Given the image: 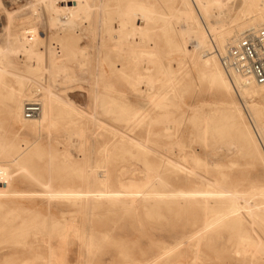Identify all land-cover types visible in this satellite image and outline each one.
<instances>
[{
	"label": "bare ground",
	"instance_id": "obj_1",
	"mask_svg": "<svg viewBox=\"0 0 264 264\" xmlns=\"http://www.w3.org/2000/svg\"><path fill=\"white\" fill-rule=\"evenodd\" d=\"M39 1L51 16L50 20L55 21L52 36L49 39L46 38L43 50L35 49L38 42L35 34L31 39L24 36L22 40L8 48L6 46V52L15 54L21 52L25 62L31 64V61H35L34 66L32 64V66L30 64L26 66L28 72L40 68L44 58L45 78L26 74L16 76L19 77L17 85L9 84L5 77L6 73L10 72L11 65L7 60V53L1 48L0 99H5L4 110L8 115L21 120L23 124L30 123L34 130L44 125L57 127L58 123L66 129L80 125L78 119L83 118L85 113L75 108L70 98L61 97V89H54L52 85L57 76H67L65 63L75 57L78 68L91 64L86 69L89 73L90 88L84 98L94 103L97 111L120 122L125 129L110 127V137L101 144L99 157L105 161L107 158L120 154L114 152L117 150L122 153L118 155L119 157H115L114 161L132 152L131 156L134 153L145 162V168L132 166L126 170L122 169L121 177L115 183L111 182L110 173L104 164H101L100 168H95L89 164L90 162H79L74 169L70 167V171L66 173L74 176V180H63L61 187L53 190L50 195L70 201L76 208H88V211L100 208L101 205L98 202L101 197L106 200L108 207H126L127 210H131L136 202H141L143 212L148 214L152 210H160L172 204L175 206V211L186 213L190 218V232L179 238L174 245L163 244L158 253L147 258L150 260L149 264H156L159 259L189 240L195 242V245L189 246V252L195 257L202 256L198 250V245L202 242L214 253H220L219 244L215 241L219 239L223 230L229 231L235 225L244 227L245 218L249 220L250 225H258L259 221L264 219V187L257 191L251 190L246 194L228 190L224 185L233 175L231 171L222 168L226 167V163L213 157L211 161H208L207 153L201 155L194 149H185V141L179 137L177 131L170 135L172 139L168 138L169 144H175L176 155L173 150H169V153L157 151L146 140L130 133L138 127L145 130L144 134L154 132L153 126L157 125L167 131L172 130L174 126L180 129L187 121L195 119L192 123L196 129L194 140L200 147L210 145L209 136H229L239 142L237 151L250 159L249 164L252 165L256 158L264 162V153L260 151L264 149V84L259 85L252 80L234 75L232 77L236 85L234 86L230 83V79L228 80L229 76L214 53L217 46L223 50L243 31L264 26V0H239V4L236 0H174L177 1V5L170 6L165 11L161 9L157 0H114L111 5L105 2L106 0H92L90 5L99 9L100 17L98 16L97 24L99 25L96 32L91 29L95 37L90 51L79 43L82 38L81 28L73 19L77 16L79 9L86 13L85 10L89 7L87 0ZM227 3H230L231 7H227ZM217 8L221 10V13L225 10L232 11L237 21L228 25L212 24L209 22V16ZM9 17L8 20H10ZM139 19L142 24L138 25L136 21ZM8 25L10 24H7V27ZM156 33L171 40L172 49L181 54L182 59L188 62V66L179 72L170 65H166L161 76L162 82L152 91L140 92L139 90L137 94L134 90H130L129 94L122 91L121 89L133 85L139 88L141 80L150 74L149 70L141 67L155 61L152 51L157 45L151 39ZM188 44L191 48H188ZM95 55L97 60L93 58ZM95 62L98 68L95 67ZM180 68L183 67L180 66ZM195 77L205 79L209 85L222 90L226 96L230 97L231 102L225 109L227 121L225 124L222 123L224 125L222 130L220 122H223L224 117H211L210 112L201 111L199 104L190 105V112L186 116L182 113L176 115L177 122L174 126L165 125L170 119L169 116L176 111L175 109L181 110L180 107L170 108L174 107L173 103L178 98V91L189 85ZM90 80L98 85L93 86ZM236 93L242 100L241 105L235 100ZM131 95L135 96L131 97ZM35 96H38L40 111L36 116L26 118L23 115L24 103ZM244 110L250 122L246 120ZM56 112L61 113L56 115ZM183 113L185 114L184 111ZM237 118L241 119V126ZM97 125L99 128L100 124ZM75 131L77 134L83 132L81 129ZM91 134L94 137V133ZM69 140L72 139L69 138ZM0 143L2 145L0 151H4V140L0 139ZM32 148L34 147L25 152V156L22 150H17L15 159L19 160L23 156L26 158ZM10 156L12 155L5 157L7 161H11L8 159ZM65 157L67 161L71 160L69 155L66 154ZM152 158H155L157 164L154 167L151 164ZM198 171L207 172L209 176ZM197 174L206 176V180L197 178L195 176ZM169 182H173L177 187L167 189ZM15 194L18 193L0 190V248L30 245L29 239L33 242L39 234L42 239L47 240L44 251L31 250L30 246L27 249L38 261L34 264H55L51 261L56 254L49 243L50 238L53 236L67 238L71 231V234L81 239L85 252L94 255L91 237L80 228L77 222L51 220L49 223L47 219H44L47 222L46 225L44 220L37 222L22 217L17 223H6L10 215L22 213L27 209L20 204L13 205L12 201H8V198ZM105 236L109 237L108 234L102 235V242L108 241ZM254 239L250 235H243L238 243L231 244L233 248L240 246L241 253L230 248L232 253L239 256L242 254L245 257L258 254L261 252L260 249L262 250L260 246L264 243ZM111 246L119 248L124 256L129 254L128 243L119 245L112 243ZM224 250L223 247L222 251ZM44 255L47 261L40 262ZM137 263L139 262L135 264Z\"/></svg>",
	"mask_w": 264,
	"mask_h": 264
},
{
	"label": "rangeland",
	"instance_id": "obj_2",
	"mask_svg": "<svg viewBox=\"0 0 264 264\" xmlns=\"http://www.w3.org/2000/svg\"><path fill=\"white\" fill-rule=\"evenodd\" d=\"M0 1V49L2 48L3 52L7 53L6 46L8 48L17 41L22 40L24 36L31 39L36 34L35 38H37L38 42L35 45V49L42 51L46 38L49 39L52 36L55 25L53 23L55 21L50 20L51 16L44 10L41 2L39 0ZM91 1L87 0L89 7L85 10L86 13L83 12L84 10L79 9L78 14L76 13L77 16L73 17L81 28L82 38L79 43L86 46L85 48L88 51L92 50V42L95 37L91 29L96 32L99 25L97 24L99 21L98 16L100 17L99 9L96 6L90 5ZM113 1L106 0L105 2L111 5ZM157 2L163 11L170 6L174 7V5H177V1L174 0H157ZM236 3L239 4L240 1L236 0ZM226 6L231 7V4L227 3ZM8 17L10 20H8ZM236 19L232 15V11L225 10L221 13L219 8L214 9L209 16V22L216 26L228 25L231 22H236ZM136 22L138 25L142 24L140 19ZM7 24L10 25L7 27ZM153 36L151 41L157 45L154 51H152L155 61L150 65L145 64V66L141 67L149 70L152 76L148 74L141 80V86L138 85L140 86L139 88L133 85L126 87V89H121L128 94L130 90H134L136 94L139 90L140 92L154 90L162 82L161 76L164 73L163 70L166 65H170L178 71L188 66V62L182 59L181 54L172 49V42L168 37L158 33ZM187 46L191 48L190 44ZM216 48L217 50H221L218 46ZM215 49L214 53L217 51ZM9 53L6 56L11 66H9L10 72L6 73L5 77L9 84L12 86L17 85L18 78L26 74L45 78L43 70L44 58H42L43 61L40 68L28 72L26 66L30 62H25L24 55L21 52H16V54ZM93 58L97 60L96 55ZM34 63L35 61H31L33 66ZM94 64L98 68L97 63L95 62ZM65 66L67 76H57L55 83L52 85L54 89H61V97L70 98L71 104L85 113L83 118L80 117L78 119L80 125L74 126L75 130L79 131L81 129L82 133L79 132L77 134V131L73 130V127L66 129V127L60 126L59 123L57 127L44 125L34 130L31 128L30 123L23 124L21 120L8 115L4 110L5 99H0V139L4 140L3 147L5 149L4 151H0V190L18 193L10 196L8 201H12L13 205L20 204L27 208L22 213L10 215L6 219V223H17L22 217L37 222L44 219H47L49 223L51 220H63L66 223L77 222L80 228L91 237L90 241L94 255L87 254L81 239L69 231L67 238L57 236L50 238L49 243L56 254V257L52 258L51 261L55 264H135L136 262H139L137 264H146L145 262L149 264L150 260H147V258L158 253L163 244L174 245L179 238L190 232V218L186 213L183 214L182 212L175 211V206L172 204H168L160 210H152L148 214L145 211L143 212L141 202H136L134 208L131 210H127L126 207H108L106 200H103L101 197L98 202L101 205L100 208L89 209L88 211V208H76L70 201L50 195L53 190L61 187L64 183L63 180H74V176L67 175L66 173L70 171V167L74 169L75 165L77 166L79 162H90L89 164L95 166V168H100L101 164H104L106 170L110 173L111 182L113 183L121 177L120 171L122 169L126 170L132 166L135 168H145V162L134 153L131 156L130 153L132 152L124 158L116 159L117 161H114V158L119 157L118 155L122 153L117 150L114 152L120 154H116L115 157L112 156L110 159L107 158L105 161L99 157L100 148H102L101 144L110 137V127L124 128L117 120H113L97 111L94 103L88 102L84 98L85 93L90 88L88 82L89 73L86 69L91 64L80 67L82 68L80 69L76 65V58L74 57L65 63ZM180 66L183 68H180ZM157 76L160 77L157 78ZM129 80L131 79L129 78ZM49 82L51 83L50 79ZM90 84L93 86L94 84L98 85L93 80H90ZM28 87L32 88V86ZM234 97L241 105L242 100L237 93L236 95L234 94ZM229 102H231L230 97L226 96L225 92L209 85L205 79L195 77L189 85L178 91V98L173 103L174 107L171 106L170 108L175 109L180 107L181 110L175 109L176 111L169 116L170 119L165 125L174 126L177 122L176 115L182 113V115L186 116L190 112V105L199 104L200 109H202L201 111L210 112L211 117H224L223 122H220L222 130L224 128L222 123L225 124L227 121L225 109ZM58 113L61 112H56V115ZM152 113L155 114L156 112ZM244 115L246 120L250 122L245 110ZM194 120L187 121L180 129L174 126L172 130L167 131L157 125L153 126L154 132L146 134H144L145 130L141 127H138L134 131H130V129L128 131L136 137L146 140L153 149L162 151L163 153H169V150H173L174 154L177 153L176 147H174L175 144H169L168 138L177 131L179 137L185 141V149H194L201 155L207 153L206 159L208 161H211L213 157L222 163H226V167L222 168L231 171L233 175L231 179H228L227 184L224 185L228 190H235L246 194L251 190L257 191L264 187V162L256 158L252 165L249 164L250 159L242 156L237 151L239 142L229 136H209L208 142L210 145L200 147L196 140H194L196 130L192 124ZM237 121L239 124L241 123V119L237 118ZM97 124H100L99 128ZM91 133H94V137ZM69 138L72 140H69ZM247 144L250 146L248 140ZM32 146L34 148L31 149L29 156L26 157L27 159L24 158L25 152H28ZM172 146L173 148H171ZM0 147H2L1 143ZM17 150H22L24 155L19 160L15 159V152ZM260 151L264 153V149H260ZM10 154L12 156L8 159L11 161H7L5 157ZM66 154L71 157V160L67 161ZM152 159L151 164L154 167L157 164L155 163V158ZM198 172L203 173L202 171ZM203 174L207 177L209 176L207 172ZM195 176L206 180V176L200 175V177L199 174ZM69 183L72 184L73 182ZM169 183L171 185L169 184L167 189L171 190L177 187L173 182ZM48 192L50 193L48 194ZM45 195L49 197L47 198ZM47 222L45 221L46 225ZM243 224L244 227L235 225L229 231L223 230L219 239L215 241V243L219 244L220 253H214L209 246H205L202 242L198 245V250L202 253V256L195 257L189 252V246L195 245V242L194 240H189L165 257L159 259L156 264H264V244L260 246L262 248V250L260 249L261 252L255 255L245 257L242 254L239 256V254L232 253L231 249L237 253H241L242 248L240 246L233 248L231 244L238 243L243 235H250L253 239L255 238L254 240L264 243V219H261L258 225H250L249 220L245 218ZM104 234H108L109 237L105 236L108 241L102 242L101 236ZM46 242V238L42 239L38 234L36 240L34 239L33 242L32 239H29L30 245H12L0 248V264L37 263L38 261L33 258L32 253L27 249L30 246L31 250L43 252ZM112 243H117L118 245L128 243L130 245L129 254L124 256L120 253L122 251L119 248L111 246ZM223 247L225 248L224 251H222ZM46 261L47 257L44 255V258L40 262Z\"/></svg>",
	"mask_w": 264,
	"mask_h": 264
},
{
	"label": "built area",
	"instance_id": "obj_3",
	"mask_svg": "<svg viewBox=\"0 0 264 264\" xmlns=\"http://www.w3.org/2000/svg\"><path fill=\"white\" fill-rule=\"evenodd\" d=\"M215 54L233 84L234 75L259 85L264 84V26L243 31L235 41L228 43L223 50H217ZM39 111L38 96L25 101L24 117L32 118Z\"/></svg>",
	"mask_w": 264,
	"mask_h": 264
}]
</instances>
